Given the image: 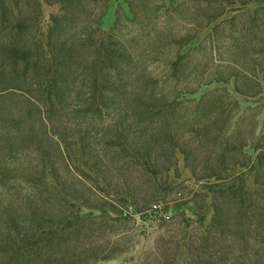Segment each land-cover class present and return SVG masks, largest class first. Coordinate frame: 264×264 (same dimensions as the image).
Returning <instances> with one entry per match:
<instances>
[{
  "label": "rangeland",
  "instance_id": "1",
  "mask_svg": "<svg viewBox=\"0 0 264 264\" xmlns=\"http://www.w3.org/2000/svg\"><path fill=\"white\" fill-rule=\"evenodd\" d=\"M209 1L0 0V264H264V0Z\"/></svg>",
  "mask_w": 264,
  "mask_h": 264
},
{
  "label": "trees",
  "instance_id": "2",
  "mask_svg": "<svg viewBox=\"0 0 264 264\" xmlns=\"http://www.w3.org/2000/svg\"><path fill=\"white\" fill-rule=\"evenodd\" d=\"M168 1V0H167ZM213 1H216V2H218V3H221V4H224V1H222V0H211V1H209V2H213ZM234 0H231V1H228L227 3H225V4H230L231 2H233ZM224 4V5H225ZM116 23H117V21H116ZM116 23L114 24V26H113V28L110 30V32L109 33H102V38H101V42H102V45L100 46V48H99V51L101 52V53H103L102 54V56H104L105 55V58L107 59V57L110 55V53L112 52V47L110 46V37H112L113 36V34H114V32L116 31ZM10 57L11 58H16V59H18V58H21V59H23V60H25V61H28V59H30L32 56H30L29 54H27V52H26V50L24 49V48H19V47H16V48H12V49H10ZM44 58H45V60H46V62H47V74L49 75V79H50V82H51V84H50V91H51V93L54 95V96H58V94H60V92H61V89H62V86L63 85H61V87H56L55 89H53V85H52V83H55V84H58L57 83V81H59V83H61V84H63L64 82L61 80V78H60V76H61V74H58V69H55L54 71L52 70V67H53V65H51V62H52V59H51V57L48 55V54H45L44 55ZM32 59V58H31ZM104 60V59H103ZM62 82H61V81ZM63 90V89H62ZM52 232H51V230H49V231H47L45 234H46V237L47 236H49L50 234H51ZM45 237V238H46ZM9 238H11V236L9 235ZM42 238L40 237L39 239H38V242H40L39 240H41ZM37 242V243H38ZM14 247L15 248V245L13 244V243H10V245H8V248L9 247ZM19 250V249H18ZM20 251V250H19Z\"/></svg>",
  "mask_w": 264,
  "mask_h": 264
}]
</instances>
